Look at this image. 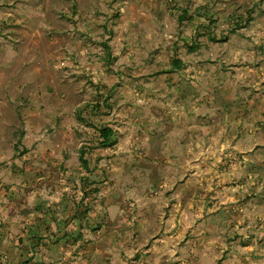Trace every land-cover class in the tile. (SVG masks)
I'll list each match as a JSON object with an SVG mask.
<instances>
[{"label": "rangeland", "instance_id": "1", "mask_svg": "<svg viewBox=\"0 0 264 264\" xmlns=\"http://www.w3.org/2000/svg\"><path fill=\"white\" fill-rule=\"evenodd\" d=\"M0 264H264V0H0Z\"/></svg>", "mask_w": 264, "mask_h": 264}, {"label": "trees", "instance_id": "2", "mask_svg": "<svg viewBox=\"0 0 264 264\" xmlns=\"http://www.w3.org/2000/svg\"><path fill=\"white\" fill-rule=\"evenodd\" d=\"M183 63L184 62L181 59L176 58L174 60L173 67L180 68V67H182ZM100 133L104 137V141L103 142L104 143H110L111 136L113 134V130L111 128H109V127H106V128H102L100 130ZM83 162L87 166V162L85 160Z\"/></svg>", "mask_w": 264, "mask_h": 264}]
</instances>
